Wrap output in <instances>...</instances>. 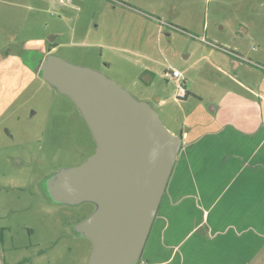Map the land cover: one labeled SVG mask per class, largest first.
<instances>
[{
  "label": "rangeland",
  "instance_id": "1",
  "mask_svg": "<svg viewBox=\"0 0 264 264\" xmlns=\"http://www.w3.org/2000/svg\"><path fill=\"white\" fill-rule=\"evenodd\" d=\"M254 1L0 0V253L6 261L86 264L91 251L71 227L83 212L49 209L39 199L48 176L95 151L74 103L34 71L50 43L54 56L101 73L149 104L171 133L197 136L222 125V113L209 107L230 84L217 69L223 64L210 62L211 46L226 49L213 38L232 39L219 25L238 27ZM169 67L197 96L175 99L174 83L162 77ZM159 92L162 106L149 98ZM176 164L170 182L189 183V149H181Z\"/></svg>",
  "mask_w": 264,
  "mask_h": 264
},
{
  "label": "crops",
  "instance_id": "2",
  "mask_svg": "<svg viewBox=\"0 0 264 264\" xmlns=\"http://www.w3.org/2000/svg\"><path fill=\"white\" fill-rule=\"evenodd\" d=\"M253 5L238 27L219 25L232 39L213 38L226 49L211 46L210 62L223 64L217 69L230 83L209 107L222 125L190 137L178 129L190 181L170 182L178 154L140 264H264V0ZM159 94L149 98L162 106ZM2 254L0 264H10Z\"/></svg>",
  "mask_w": 264,
  "mask_h": 264
},
{
  "label": "water",
  "instance_id": "3",
  "mask_svg": "<svg viewBox=\"0 0 264 264\" xmlns=\"http://www.w3.org/2000/svg\"><path fill=\"white\" fill-rule=\"evenodd\" d=\"M34 71L74 103L95 142L82 164L52 174L46 191L60 204L94 205L72 229L91 243L86 264H138L181 134L171 133L149 104L99 72L53 54L40 58Z\"/></svg>",
  "mask_w": 264,
  "mask_h": 264
},
{
  "label": "flooded vegetation",
  "instance_id": "4",
  "mask_svg": "<svg viewBox=\"0 0 264 264\" xmlns=\"http://www.w3.org/2000/svg\"><path fill=\"white\" fill-rule=\"evenodd\" d=\"M54 45L52 43H50L49 45V48L46 50L45 54H43L41 56V58L43 57H46L47 55H50L52 54V50L54 49ZM82 164V163H81ZM80 165V164H79ZM78 166V165H77ZM50 176L47 177V179L49 178ZM46 179V180H47ZM45 180V181H46ZM45 181L43 183V190L39 193V199L44 202L45 204H47V206L49 207V209H54V207L58 206V205H61V206H64V207H67L69 209H73L77 212H83V213H80L82 216L79 218V220H77V222L73 223L71 225L72 229L73 227L80 223L81 221L87 219L91 214L92 212L94 211L95 207L93 204L91 203H81L77 206H68V205H64V204H60V203H57L55 202L48 194V192L46 191V187H45ZM4 229H7V228H4ZM3 229V230H4ZM1 245H3V240H1ZM25 248V247H23ZM139 264V262H138Z\"/></svg>",
  "mask_w": 264,
  "mask_h": 264
},
{
  "label": "built area",
  "instance_id": "5",
  "mask_svg": "<svg viewBox=\"0 0 264 264\" xmlns=\"http://www.w3.org/2000/svg\"><path fill=\"white\" fill-rule=\"evenodd\" d=\"M67 0H58L60 4H64ZM163 78L167 81H172L175 85V99L177 101H183L188 96V91L186 87V79L182 76V74L173 68H167L163 72Z\"/></svg>",
  "mask_w": 264,
  "mask_h": 264
}]
</instances>
